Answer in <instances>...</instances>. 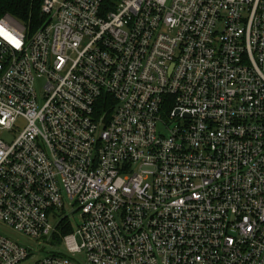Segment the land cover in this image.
<instances>
[{
    "label": "built area",
    "instance_id": "built-area-1",
    "mask_svg": "<svg viewBox=\"0 0 264 264\" xmlns=\"http://www.w3.org/2000/svg\"><path fill=\"white\" fill-rule=\"evenodd\" d=\"M41 10L0 18V221L79 224L32 264H264V0ZM38 252L0 230V264Z\"/></svg>",
    "mask_w": 264,
    "mask_h": 264
},
{
    "label": "rangeland",
    "instance_id": "rangeland-1",
    "mask_svg": "<svg viewBox=\"0 0 264 264\" xmlns=\"http://www.w3.org/2000/svg\"><path fill=\"white\" fill-rule=\"evenodd\" d=\"M26 125V121L24 119H19L18 126L20 127V130L23 129V127ZM16 133V132H15ZM10 135H14L13 133H10V131L6 130H0V137H9ZM60 217H63L65 215L68 216V222L70 223L73 230H76L79 224V216L76 212H74L70 207H65V212L63 210L59 213ZM0 230L3 232H6L7 234L11 235L12 237L24 242L31 244L34 248H36L38 252V257H29L27 260L23 261L21 264H32L33 261L36 258L44 257L48 254H51V252H62L67 254V247L64 242V236H60V238L56 241L55 239H44V240H31L26 235H24L22 232L16 231L15 229L9 227L7 224L0 221ZM81 257L82 254L80 255ZM83 264H90L87 262H84Z\"/></svg>",
    "mask_w": 264,
    "mask_h": 264
},
{
    "label": "trees",
    "instance_id": "trees-1",
    "mask_svg": "<svg viewBox=\"0 0 264 264\" xmlns=\"http://www.w3.org/2000/svg\"><path fill=\"white\" fill-rule=\"evenodd\" d=\"M42 3L43 0H0V18L10 15L26 26L29 33H33L45 20L41 10ZM61 225L60 234L56 235L57 240L73 231L67 217L59 224Z\"/></svg>",
    "mask_w": 264,
    "mask_h": 264
}]
</instances>
